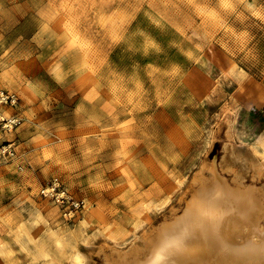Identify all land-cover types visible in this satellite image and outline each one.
<instances>
[{"label":"rangeland","instance_id":"1","mask_svg":"<svg viewBox=\"0 0 264 264\" xmlns=\"http://www.w3.org/2000/svg\"><path fill=\"white\" fill-rule=\"evenodd\" d=\"M0 91V264H104L204 162L264 187V0H0Z\"/></svg>","mask_w":264,"mask_h":264},{"label":"bare ground","instance_id":"2","mask_svg":"<svg viewBox=\"0 0 264 264\" xmlns=\"http://www.w3.org/2000/svg\"><path fill=\"white\" fill-rule=\"evenodd\" d=\"M244 154H235L236 162L249 166L254 179L263 177L264 154ZM204 163L180 199V213L172 211L128 250L100 247L103 263L264 264V187L245 184L235 162Z\"/></svg>","mask_w":264,"mask_h":264},{"label":"built area","instance_id":"3","mask_svg":"<svg viewBox=\"0 0 264 264\" xmlns=\"http://www.w3.org/2000/svg\"><path fill=\"white\" fill-rule=\"evenodd\" d=\"M17 102L18 99L14 95L8 94L4 91H0V104L15 105L17 104ZM16 125H17V120L15 119L9 121V123L7 124V126L9 127H13ZM60 189H61V185L59 181L55 179L50 187L42 191V195H44V197H50L51 199L55 200L57 203L61 205L65 203H70L73 211H78L80 208L79 202L71 200V198L68 197L65 192H61Z\"/></svg>","mask_w":264,"mask_h":264}]
</instances>
